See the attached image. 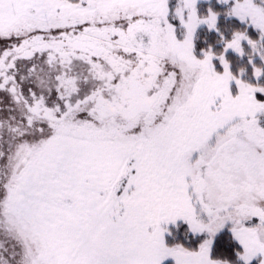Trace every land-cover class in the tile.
<instances>
[{
  "label": "snow or ice",
  "instance_id": "obj_1",
  "mask_svg": "<svg viewBox=\"0 0 264 264\" xmlns=\"http://www.w3.org/2000/svg\"><path fill=\"white\" fill-rule=\"evenodd\" d=\"M197 3L0 0V264H264V0Z\"/></svg>",
  "mask_w": 264,
  "mask_h": 264
},
{
  "label": "trees",
  "instance_id": "obj_2",
  "mask_svg": "<svg viewBox=\"0 0 264 264\" xmlns=\"http://www.w3.org/2000/svg\"><path fill=\"white\" fill-rule=\"evenodd\" d=\"M198 9L202 12V13H206L207 9L209 7H212L214 10H217L220 15L218 18V23L220 26H223L225 24H232L233 27L235 28H245L248 27L249 33L250 34H254L255 30L253 28H251L250 26L245 25L244 22H241L237 17L234 16H228L226 15V7L227 5L224 3H220L217 0H202L199 1L197 3ZM198 34H200L201 36H208L210 38H214L215 33L214 32H209V30L207 29V27L205 26H200L198 28ZM208 42L211 43H215L214 39H209ZM203 43V41H202ZM228 56L229 58L232 60L233 62V70H237L240 66L247 64L248 62V57L247 56H243L241 57L239 54L235 53L232 50H229L228 52ZM256 63L259 64L261 63L259 57H257L256 59ZM250 69V66H249ZM187 228L186 224H183L179 229L176 228H172V235H168L167 233L165 234V240L166 243L169 246H172L176 243H181L184 244L185 246H191L192 245V241H191V234L189 233L187 236L185 235V229ZM224 235L225 237L229 236L230 233L227 231V228L224 230ZM234 243V242H233ZM164 264H174V262L169 259L166 260L164 262Z\"/></svg>",
  "mask_w": 264,
  "mask_h": 264
},
{
  "label": "rangeland",
  "instance_id": "obj_3",
  "mask_svg": "<svg viewBox=\"0 0 264 264\" xmlns=\"http://www.w3.org/2000/svg\"><path fill=\"white\" fill-rule=\"evenodd\" d=\"M199 1H202V0H198V2ZM218 2H220V0H217ZM233 3V0H229V2L226 4L227 5V7H226V10L231 6V4ZM225 4V3H224ZM201 12V11H200ZM235 17V16H234ZM201 26H205L206 27V25H201ZM169 259H171L173 262H174V260L172 259V258H168L167 260H169Z\"/></svg>",
  "mask_w": 264,
  "mask_h": 264
}]
</instances>
